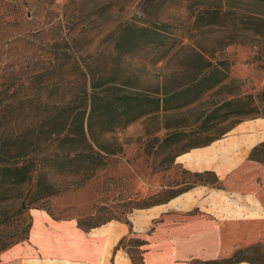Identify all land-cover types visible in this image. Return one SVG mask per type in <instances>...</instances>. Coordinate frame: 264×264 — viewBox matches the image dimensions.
<instances>
[{
    "label": "rangeland",
    "instance_id": "374dc122",
    "mask_svg": "<svg viewBox=\"0 0 264 264\" xmlns=\"http://www.w3.org/2000/svg\"><path fill=\"white\" fill-rule=\"evenodd\" d=\"M136 1H0L1 77L35 61L33 48H58L54 42L64 38V44L60 43L64 49L54 50L55 54L65 56L70 49L79 52L76 64L86 73L87 64L94 69V81L90 76L88 80L91 87L106 90L110 99L122 98V110L142 99V109L155 110L119 127L114 126L125 115L120 120L110 117L112 129L107 133H101L96 124L88 129L85 122L91 145L106 157V166L78 176L48 178L54 186L49 197L21 215L14 205L1 210L8 223L25 227L31 223L32 211L43 209L54 219H74L86 230L110 221L129 224L140 211L166 204L185 192L218 189L212 172L190 171L176 157L222 139L241 122L264 119V0L164 3L149 18L178 28L180 41L172 46L160 45L158 39L152 43L144 39L138 45L130 41L123 25L148 26L139 19L142 14ZM77 77L69 78V83L76 82L66 85V92L82 90L83 80ZM230 100L235 102L225 105ZM4 228L0 226V231ZM44 231L47 239L41 240L49 244L47 252L53 249L74 256L79 246L72 236L65 240L66 235L51 234L49 228ZM26 238L0 256L23 247L19 244ZM138 244L129 237L120 244L133 264L140 263ZM261 254L260 248L243 258L264 261Z\"/></svg>",
    "mask_w": 264,
    "mask_h": 264
},
{
    "label": "trees",
    "instance_id": "16d2710c",
    "mask_svg": "<svg viewBox=\"0 0 264 264\" xmlns=\"http://www.w3.org/2000/svg\"><path fill=\"white\" fill-rule=\"evenodd\" d=\"M171 2L175 0H137L135 7L142 14L139 19L148 26L137 28L133 24L123 25L121 28L129 34L130 41L136 45L143 43L144 39L145 43L158 39L160 45L165 42L171 43V46L178 43L182 33H179L177 27L170 22L158 23L157 17L156 20L149 18L160 5ZM62 40L54 42L53 46L58 48H33L32 59L35 61L24 67L19 66L18 71L8 74V77L0 76V216L5 218V221L2 219L0 222V226L5 227L0 231V252L14 242L25 239L30 228V224L24 227V224L8 223L2 209L14 205L19 215L24 214L27 209L50 196L49 190L54 186L47 182L48 178L78 176L106 166V157L91 145L85 122L88 129L96 124L101 133H107L112 129L110 117L120 120L122 114L125 115L121 124L114 126L119 127L155 112L142 109L143 99L137 101L139 97H127L137 102L129 105V110H122V98L110 99L106 90H97L98 86L91 87L88 80L90 76L94 81V69L87 64L86 73L76 64L74 59L79 52L70 49V53L65 56L55 54L54 50L64 47L61 45L64 44ZM71 41H75V38H71ZM75 48L78 50L76 45ZM71 60L73 63H70ZM65 65H68L67 72L64 71ZM71 76L77 77L76 80L82 78L83 88L80 92L72 91V88H69V92L65 91L66 85L71 86L76 82L69 83ZM214 85L211 84L207 89ZM234 102L230 100L225 105ZM263 153L264 142L252 149L249 158L264 162L261 158ZM261 251L264 256V250ZM250 253L248 250H239L228 259L201 264H235ZM247 260L262 262L257 259Z\"/></svg>",
    "mask_w": 264,
    "mask_h": 264
},
{
    "label": "crops",
    "instance_id": "0c3cea01",
    "mask_svg": "<svg viewBox=\"0 0 264 264\" xmlns=\"http://www.w3.org/2000/svg\"><path fill=\"white\" fill-rule=\"evenodd\" d=\"M263 142L264 119L248 120L222 139L177 156L176 161L190 171L212 172L218 189L185 192L140 211L129 224L110 221L86 230L74 219H54L45 210L34 209L38 214L32 211L26 241L19 245L21 251L32 247L37 255L21 257L22 264H133L119 246L127 237L139 241V264H191L228 259L239 250H264V162L249 158ZM44 228L66 235L65 240L72 236L79 246L74 256L53 249L44 254L42 249L49 246ZM2 254L0 264L5 263ZM235 264L264 261L242 259Z\"/></svg>",
    "mask_w": 264,
    "mask_h": 264
},
{
    "label": "bare ground",
    "instance_id": "6f19581e",
    "mask_svg": "<svg viewBox=\"0 0 264 264\" xmlns=\"http://www.w3.org/2000/svg\"><path fill=\"white\" fill-rule=\"evenodd\" d=\"M21 249H22L21 247H16L15 249H12V250L8 251L7 253H5L4 254V260H5L4 264H22L21 257L33 258V255H35L33 253L34 251L29 247L27 249H25L24 251H21ZM42 250H43L44 254H50L49 252L45 251L44 249H42Z\"/></svg>",
    "mask_w": 264,
    "mask_h": 264
}]
</instances>
